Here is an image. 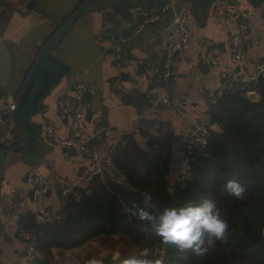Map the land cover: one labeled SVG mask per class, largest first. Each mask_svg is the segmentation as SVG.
Wrapping results in <instances>:
<instances>
[{"label":"crops","instance_id":"obj_1","mask_svg":"<svg viewBox=\"0 0 264 264\" xmlns=\"http://www.w3.org/2000/svg\"><path fill=\"white\" fill-rule=\"evenodd\" d=\"M90 1L17 0L13 4L0 5V39L8 51L11 65L7 88L0 85V112L6 117L0 128V260L4 264L40 263L29 254L19 231L21 228L34 229L33 221L38 222L33 215L35 207L50 208L56 214L62 212V190L86 170L83 169L84 164L74 161L76 154L54 145L46 134L49 123H53L61 135L73 134L60 105L73 93L77 82H85L95 90L87 97L90 115L86 132L92 136L105 159L106 178L92 186L95 191L100 189L112 197L117 183L125 187L129 184L117 181L107 157L125 149L132 150L135 156L155 154L148 129L151 126L162 128L165 144L161 151L170 154L166 178L174 186L180 172L177 157L180 143L198 121L209 125L216 122L213 112L223 93L224 79L211 68L208 50L216 49L222 65L238 72L239 77L256 75L258 65L264 60V10L260 9L257 0L215 1L200 21L190 0H177L160 20L149 23L138 33L134 28L141 19L140 11L157 10L162 0L133 2L125 13L120 9L112 10L113 2L105 1L94 11L80 15L53 52L63 57L62 63L68 68L63 77L43 97L35 100L41 84V77H38L29 95L22 99L15 91L24 70L33 60L34 47L61 21L69 19ZM185 4L190 5V47L177 55L173 77V95L179 109L154 108L150 106V97L157 88L146 79L143 64L132 68L119 66L109 34L125 33L128 38L126 49L131 56L140 62L152 61L160 65L172 19ZM240 18L249 24L250 38L244 57L238 62L231 56L230 36ZM12 104L16 107L11 110ZM26 124L47 143V149L39 148L44 155L22 148L25 144L20 138L26 133ZM121 138H127L130 146H122ZM33 169L50 183L48 193L39 204L33 202L27 182V175ZM135 231L134 227L126 233L102 234L70 249L52 247V256L46 264H86L92 258L105 264H123L125 259L138 255L140 248H149L151 237L146 238L145 235V241L139 244ZM154 252L164 263L167 256L160 255L159 249ZM171 263L178 264L168 262Z\"/></svg>","mask_w":264,"mask_h":264},{"label":"trees","instance_id":"obj_2","mask_svg":"<svg viewBox=\"0 0 264 264\" xmlns=\"http://www.w3.org/2000/svg\"><path fill=\"white\" fill-rule=\"evenodd\" d=\"M256 89L260 100L231 90L218 98L213 120L224 130H210L205 153L194 166L196 177L185 189L171 186L166 178L170 154L160 151L135 156L130 149L116 153L114 165L124 173L129 187L117 183L116 193L110 199L100 189L92 194L82 191L68 195L63 198L62 218H55L52 223L33 221L38 245L45 256L39 264L49 261L52 247L70 249L102 234L147 228L146 223L125 211V207L131 208L134 201L138 204L141 200L132 188L149 192L158 210L211 200L227 221V238L217 241L203 258L194 256L190 250L181 252L175 246L160 243L170 262L264 264V75L259 76ZM230 179L246 185L244 199L238 200L223 190ZM99 183L97 175L93 185Z\"/></svg>","mask_w":264,"mask_h":264},{"label":"built area","instance_id":"obj_3","mask_svg":"<svg viewBox=\"0 0 264 264\" xmlns=\"http://www.w3.org/2000/svg\"><path fill=\"white\" fill-rule=\"evenodd\" d=\"M17 0H0V5L13 4ZM261 10H264V0H257ZM177 0H162L157 10H141V19L134 28V32L138 33L144 29L149 23L160 20L169 10H171ZM112 41V50L114 58L119 66L128 68L137 67L141 63L144 66V75L146 79L155 88V92L150 97L151 107H164L169 110H178L179 103L173 95L174 88V68L176 57L182 54L190 47V5L185 4L180 7L171 23V30L164 48V58L160 65L151 62L139 61L131 56L126 49L128 38L123 32H113L109 34ZM250 38L249 24L242 18L237 20L235 29L230 36V52L235 61H242L245 53L246 45ZM207 59L211 68L219 73L224 79L222 91H242L248 93L257 91L256 84L260 76V72H264V60L258 65V71L253 76V82H240L238 72L225 68L219 58L216 49H210L207 52ZM95 93L85 82L79 81L74 85L73 93L68 95L60 105L61 113L69 119L73 134L61 135L58 128L49 123L46 126V134L48 140L62 148L76 149L74 156L76 163L86 166L84 174L73 181L70 185L65 186L62 190V196L67 197L71 194L85 191L92 194L95 189L92 186L95 176H99L103 182L106 178L104 168L105 159L100 153L96 143L93 142L92 136L86 132L87 116L89 110L88 94ZM16 105L12 104L10 109H15ZM6 122L3 112H0V128ZM211 125L204 121H198L194 125L192 132L180 143L177 150L178 161L180 162V172L175 181L174 186L180 189L188 187L189 183L196 177L195 163L199 157L205 153L208 138L210 135ZM148 135L152 141V148L157 153L162 150L165 144V135L162 128L151 126L148 129ZM121 144L124 147L130 146L127 138H121ZM113 156L106 158L114 169V175L120 183L127 182L124 173L115 167ZM29 190L33 191V202L39 204L49 191L50 183L48 179L40 174L37 170L29 171L27 175ZM137 195H151L149 192L132 188ZM152 197V196H151ZM155 202V201H154ZM156 203V202H155ZM157 210L158 206L156 204ZM35 220L39 223H52L56 218V213L50 208L35 207L33 210ZM20 236L26 243L27 250L31 256L38 261L45 259L44 253L40 249L37 242V234L32 228H21ZM0 236V255H1ZM0 264H4L0 260Z\"/></svg>","mask_w":264,"mask_h":264},{"label":"clouds","instance_id":"obj_4","mask_svg":"<svg viewBox=\"0 0 264 264\" xmlns=\"http://www.w3.org/2000/svg\"><path fill=\"white\" fill-rule=\"evenodd\" d=\"M223 190L238 200L245 198L247 187L237 180H228ZM125 211L147 224L142 228L146 238H160L178 251H191L196 257H205L214 248L217 241L227 238L229 225L222 217L220 209L211 200L202 203L191 202L180 207H164L157 210L151 195H143L140 202L135 201ZM123 264H160L152 258L151 250L142 247L138 255L129 257Z\"/></svg>","mask_w":264,"mask_h":264},{"label":"water","instance_id":"obj_5","mask_svg":"<svg viewBox=\"0 0 264 264\" xmlns=\"http://www.w3.org/2000/svg\"><path fill=\"white\" fill-rule=\"evenodd\" d=\"M105 1L113 2L114 6L111 7L112 10H122L123 12L128 10V6L133 2L137 4L144 3L147 0H91L89 3L82 5L78 10H76L69 19L64 22H60L59 25L55 26V29L43 39L41 43L34 47L35 52L33 56V60L29 67H27L21 78V81L16 89L15 93L20 94V97L23 99L29 95L32 88L34 87L37 78L41 77V84L39 85L34 99L38 100L43 97L51 87L58 82L63 75L67 72V67L62 63L63 57H58L54 55V51L58 49L60 45V41L62 36L71 28L76 19L82 15L83 13L92 12L97 8L99 4ZM215 1H231V0H190L191 7L194 11L197 12V20H202L212 3ZM147 8V7H146ZM124 12V13H125ZM58 68V69H57ZM11 71L10 65V56L8 55V51L5 48L4 43L0 39V85L2 87L7 88L8 78ZM258 71V70H257ZM264 72H260V76H263ZM240 82H253V77H247V75L243 74L239 77ZM14 93V94H15ZM249 98L253 100H260L261 95L258 91H253L248 93ZM90 112L88 113L87 118H89ZM68 119V118H67ZM211 129L217 132H222L224 129L222 125L216 121L211 125ZM26 133L24 136L20 138L22 142H24L23 149H30L32 151H36L38 155H44V152L39 151V148H46L47 143L42 139L37 137V134L31 129V127L26 124ZM73 133V131H72ZM65 151H69L73 154L77 153L76 149H68L64 148ZM86 169V166L83 167ZM82 176V174H81ZM171 191H175L174 187H171ZM33 191L30 192V196L32 197ZM110 195H106L107 199H110ZM140 199H142V195H138ZM64 216V212H59L56 214V218H62ZM158 241L162 243V239L158 238ZM86 264H105L102 260L92 258Z\"/></svg>","mask_w":264,"mask_h":264},{"label":"rangeland","instance_id":"obj_6","mask_svg":"<svg viewBox=\"0 0 264 264\" xmlns=\"http://www.w3.org/2000/svg\"><path fill=\"white\" fill-rule=\"evenodd\" d=\"M142 228H146V227L135 228L136 229V231H135L136 239H138V241L140 240V242H138L139 244H142L145 241L144 238H145L146 233L141 230ZM140 234H143V235H140ZM160 248H161L160 242L158 241L157 238H155V239L151 238V240H149V249L151 250L152 258L158 260V258L160 257V256L156 255L154 252L157 249H159L160 255L166 256L165 250L160 249ZM159 261H160V264H168V262H170L168 258L166 260H164V263L162 262L163 261L162 259H159ZM82 264H84V263H82ZM171 264H176V263H171Z\"/></svg>","mask_w":264,"mask_h":264}]
</instances>
